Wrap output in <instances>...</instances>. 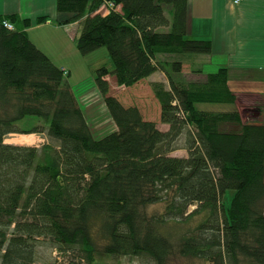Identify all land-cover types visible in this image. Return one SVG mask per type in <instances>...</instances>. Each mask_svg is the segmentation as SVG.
I'll return each instance as SVG.
<instances>
[{
    "label": "trees",
    "instance_id": "obj_1",
    "mask_svg": "<svg viewBox=\"0 0 264 264\" xmlns=\"http://www.w3.org/2000/svg\"><path fill=\"white\" fill-rule=\"evenodd\" d=\"M104 1L108 10H100ZM58 7L74 13L65 22L82 24V54L108 49L114 68H99L96 82L117 130L96 138L63 68L24 31L31 20L0 15V264H37L44 240L76 264H100L105 255L264 264V124L244 123L237 110L197 108L235 103L225 67L196 84L175 77L182 58L157 60L212 52L210 40L188 36L189 0H58ZM159 70L170 85L152 83L166 131L105 95L110 73L133 86ZM26 118L42 122L30 132L46 129L59 146L6 143ZM187 127L188 156H169ZM160 202L163 212L148 210ZM193 217L200 220L176 235L167 227Z\"/></svg>",
    "mask_w": 264,
    "mask_h": 264
},
{
    "label": "rangeland",
    "instance_id": "obj_2",
    "mask_svg": "<svg viewBox=\"0 0 264 264\" xmlns=\"http://www.w3.org/2000/svg\"><path fill=\"white\" fill-rule=\"evenodd\" d=\"M103 5V6H102ZM101 6L106 7L107 4L103 2ZM167 10H170V6L167 5ZM166 10V14L167 13ZM169 19L170 16H167ZM6 23H10V21L6 20ZM6 25V24H5ZM7 26V25H6ZM9 27V26H7ZM11 28V27H10ZM78 35L77 39L80 36L82 24H78ZM160 30H168V28H160ZM54 31V32H51ZM68 31L71 35L67 36L62 31H55L51 27H46L43 29H35L30 31V34H35L37 37L43 36L42 40L46 42L47 48H49L53 54L57 52L56 49L58 45L57 43L66 47L69 53V57L67 58V63L70 64L69 68H63L64 70V82H68L77 97L79 98L80 104L83 108L85 117L92 129V132L96 138H100L117 130V124L114 118L111 115L109 106L107 102H105V96L101 93L100 88L97 85L96 77L98 75L97 70L103 66L107 67L109 70H113L114 64L112 58L108 52L107 47H101L97 50L89 53L82 54L76 45V41L73 39L74 34L76 32V28L74 26L70 27ZM67 32V31H66ZM68 33V32H67ZM69 34V33H68ZM71 39H70V38ZM61 39V41H58ZM202 55V54H199ZM199 55L191 54H158V61H169L177 59H183V70L181 73L176 74L175 77L178 79L192 81L196 84L202 83L206 81L208 78L209 69L205 67L204 69V58L203 62H199ZM70 59V60H69ZM212 63V62H211ZM199 67H203L202 73H198L197 70ZM211 68V66H209ZM222 68V67H221ZM224 68V67H223ZM220 68H216L215 72ZM197 70V71H195ZM72 73V74H71ZM108 84V92L105 94L107 97H114L125 107H134L137 108L143 119L147 121H153L156 126L166 131L169 129V124L163 123L161 121V112H162V104L161 101L156 96L152 83L155 81L164 82L166 88L169 89V81L167 74L162 70L156 71L151 76L142 79L138 83L133 86L119 85L117 83V79L115 75L111 73L104 77ZM237 103V102H236ZM233 104V103H232ZM232 104H221V103H198L197 108L201 110H211V111H230L234 109ZM256 109H263L260 105H253ZM263 107V106H262ZM236 108V107H235ZM244 106H241V110ZM237 109V108H236ZM234 109V110H236ZM233 111V110H232ZM251 111V110H250ZM244 114V112H242ZM248 115V114H247ZM244 121H250L251 115L249 119L244 115ZM243 121V120H242ZM243 121V122H244ZM252 122V121H250ZM36 123V124H35ZM44 123V122H43ZM41 125V121H36V119L26 118L19 123V126L23 129L21 133H10L8 134L4 141L9 144L19 145V146H37L40 147L47 144H52L55 147L59 146L58 140H53L47 134V130L44 129L43 132H30L29 129L33 127V125ZM190 128V127H189ZM188 127L184 130L183 134L179 136L174 145V150L169 152V156H188V151L186 148V141L188 137ZM228 128V127H225ZM192 130V127H191ZM233 190H228L225 194L223 200L226 204H230L234 196ZM165 203L160 202L158 204L151 205L148 208L149 211H154L161 213L164 211ZM192 209L195 206L191 207ZM200 220V217H193L188 222L180 223L179 221H171L167 223V227L172 231L175 235L179 233V231L185 230L187 227L196 224ZM99 224L95 223V228L97 229ZM96 234V232H95ZM48 241V240H47ZM102 240H100L101 242ZM105 242L103 240L101 245ZM37 264H69L70 261H74L75 264L79 262L77 258H75L70 253L60 252V250L52 243L43 242L38 243L37 247ZM100 264H142L141 260L138 257H129L122 256L120 258H113L110 256H100L98 259ZM171 264H205L200 260H190L183 259L181 257H176Z\"/></svg>",
    "mask_w": 264,
    "mask_h": 264
},
{
    "label": "crops",
    "instance_id": "obj_3",
    "mask_svg": "<svg viewBox=\"0 0 264 264\" xmlns=\"http://www.w3.org/2000/svg\"><path fill=\"white\" fill-rule=\"evenodd\" d=\"M87 1L90 4L93 0ZM104 3L107 6L104 8L102 5L100 10H108L109 3ZM10 14L30 19L31 24L24 28L30 40L58 66L69 68L66 47L57 43V52L53 54V50L47 48L46 42L42 40L43 36L39 38L30 34V31L51 27L70 36L68 29L74 26L76 32L73 39L77 45V26L80 21L65 22L74 16L73 12L59 9L58 0H0V15ZM188 36L211 41L212 52L198 54L199 62H203L204 58V69L208 67L209 73L225 67L227 83L236 96L232 104L234 109L237 108L243 121L244 115L247 119L251 115L250 121L264 124V0H241L238 4L230 0H189ZM204 69L199 67L197 70L204 73ZM257 104L263 109L253 107ZM242 105L244 108L241 110Z\"/></svg>",
    "mask_w": 264,
    "mask_h": 264
},
{
    "label": "built area",
    "instance_id": "obj_4",
    "mask_svg": "<svg viewBox=\"0 0 264 264\" xmlns=\"http://www.w3.org/2000/svg\"><path fill=\"white\" fill-rule=\"evenodd\" d=\"M230 1H232L234 4H238L241 0H230ZM5 24H6L7 26L13 28V25H12V24H10V23H6V22H5Z\"/></svg>",
    "mask_w": 264,
    "mask_h": 264
}]
</instances>
